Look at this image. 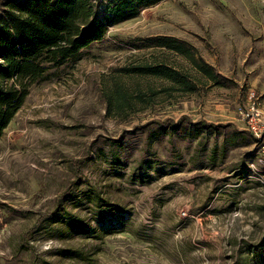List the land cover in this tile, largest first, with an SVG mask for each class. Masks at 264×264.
Masks as SVG:
<instances>
[{"label": "rangeland", "instance_id": "obj_1", "mask_svg": "<svg viewBox=\"0 0 264 264\" xmlns=\"http://www.w3.org/2000/svg\"><path fill=\"white\" fill-rule=\"evenodd\" d=\"M156 35L192 45L220 82L141 46ZM144 63L195 89L125 71ZM252 92L264 125V0H161L110 27L32 86L0 138V264H264V156L242 117ZM62 208L82 233L43 219Z\"/></svg>", "mask_w": 264, "mask_h": 264}, {"label": "trees", "instance_id": "obj_2", "mask_svg": "<svg viewBox=\"0 0 264 264\" xmlns=\"http://www.w3.org/2000/svg\"><path fill=\"white\" fill-rule=\"evenodd\" d=\"M160 1L0 0V138L32 86L51 80L65 66H74L88 48L105 38L110 27L135 18ZM140 40L143 47H162L183 54L215 83L222 78L202 57H196L192 45L178 37L156 35ZM125 71L166 77L185 90L195 89L184 74L162 63L132 65ZM191 125L194 134L202 129L198 123ZM169 128L177 131L178 125ZM158 129L167 131L162 125ZM253 140L260 144V149L264 138ZM43 219L48 225L59 224L60 233L85 230L83 222L64 208L55 209ZM64 254L80 260L86 258L78 250H66Z\"/></svg>", "mask_w": 264, "mask_h": 264}, {"label": "built area", "instance_id": "obj_3", "mask_svg": "<svg viewBox=\"0 0 264 264\" xmlns=\"http://www.w3.org/2000/svg\"><path fill=\"white\" fill-rule=\"evenodd\" d=\"M247 109L242 113V117L249 128V132L257 139L264 138V125H262V116L258 107L257 97L250 93ZM260 152L264 156V143L261 144Z\"/></svg>", "mask_w": 264, "mask_h": 264}]
</instances>
